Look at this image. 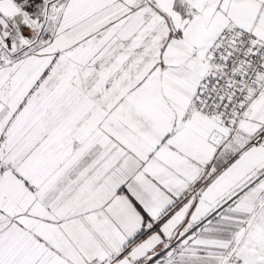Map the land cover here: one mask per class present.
I'll return each instance as SVG.
<instances>
[{
    "label": "snow or ice",
    "instance_id": "obj_1",
    "mask_svg": "<svg viewBox=\"0 0 264 264\" xmlns=\"http://www.w3.org/2000/svg\"><path fill=\"white\" fill-rule=\"evenodd\" d=\"M0 264H264V0H0Z\"/></svg>",
    "mask_w": 264,
    "mask_h": 264
}]
</instances>
